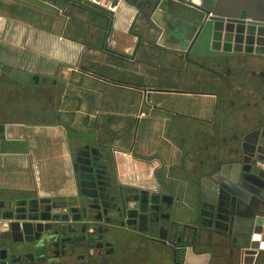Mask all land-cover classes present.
<instances>
[{"label":"crops","instance_id":"0c3cea01","mask_svg":"<svg viewBox=\"0 0 264 264\" xmlns=\"http://www.w3.org/2000/svg\"><path fill=\"white\" fill-rule=\"evenodd\" d=\"M183 26L174 11L151 20L125 6L107 31L104 16L78 6L0 0V64L37 78L23 84L0 71V193L73 195V151L90 144L111 151L122 184L170 193L177 221L191 223L202 167L224 157L231 129L264 116V71L249 69L259 89L230 111L221 76L180 57L173 35ZM224 248L204 236L184 264H232ZM166 250L161 264H176Z\"/></svg>","mask_w":264,"mask_h":264},{"label":"water","instance_id":"95a60500","mask_svg":"<svg viewBox=\"0 0 264 264\" xmlns=\"http://www.w3.org/2000/svg\"><path fill=\"white\" fill-rule=\"evenodd\" d=\"M44 1L60 10L78 6L99 13L108 21L107 31L113 29L117 9L125 6L135 7L151 20L161 12L174 11L184 23L183 29L173 35L184 45L180 57L186 65L212 72L232 61L247 64L250 58L264 60V0ZM0 71L23 84L37 81L33 74L13 67L0 64ZM3 133L4 128L0 129V138ZM237 134L224 157L199 172V181L194 185L200 200L195 216L203 224L208 222L205 226L209 229H203L187 248L205 236L210 243L234 246L238 264H256L264 252V116L255 119L253 125L238 127ZM75 153L78 183L95 192L100 182L97 165L92 163L94 149L90 144L78 145ZM132 194L122 203L126 226L133 225L141 233L150 230L163 242L179 230L172 196L147 188H138ZM82 196L89 195L83 192ZM166 197L170 199L168 204ZM32 199L30 195L0 193V242L29 251L45 245L51 237L65 235L69 220L55 218L49 210L32 217L40 212L39 200ZM80 200L77 196L75 201ZM47 223L52 226L47 228Z\"/></svg>","mask_w":264,"mask_h":264},{"label":"flooded vegetation","instance_id":"af4514ba","mask_svg":"<svg viewBox=\"0 0 264 264\" xmlns=\"http://www.w3.org/2000/svg\"><path fill=\"white\" fill-rule=\"evenodd\" d=\"M219 68H222V73L218 71L213 73L221 76V87L217 89L223 93L239 94L240 92L236 89L252 90L248 86L250 80L260 84L257 77H250L248 68L241 74L240 79L236 72L224 67ZM236 83L239 85L237 88ZM140 116L144 117L146 113L141 112ZM237 137V129L234 128L229 131L227 139L231 143L236 141ZM228 145L230 144L225 147ZM91 147L95 152L92 156L95 161L92 163L97 165L100 182V186L95 192L92 189L81 187L77 181L76 147L72 157V173L76 187L73 195L41 196L36 190L11 192L19 196L30 195L32 200H39L40 212H34L31 214L32 217L49 210L55 218L69 220L67 222L69 224L67 229H64L65 235H60L56 239L51 237L45 245L40 244L29 251L13 249L10 243L1 241L0 264H122L125 261L124 250L130 247L132 242L140 245L161 244L166 249L174 251L176 264H184L185 254L182 256V252H186V248L192 244L193 239L196 241L203 229H209L205 226L208 225V222L204 221L206 224H203L202 220L196 216L191 223L178 221L179 230L165 242L160 240L157 235L152 234L150 230L141 233L133 225L126 226V219L122 211L123 199L132 197V192L138 188L124 185L119 181L115 159L110 150L92 145ZM118 153L120 152L114 150V154ZM83 192L88 193L89 196H82ZM164 194L171 196L166 191ZM77 196L81 197L78 202L75 201ZM195 198L197 206L200 201L199 196L195 194ZM165 201L167 204L170 203L168 197ZM44 216L49 215L45 214ZM133 223L134 221H130V224ZM51 226L52 224H46L47 228ZM195 227L198 232L195 231ZM200 243L195 242L194 247ZM224 249L231 255L232 264H238L237 251L234 246L225 245ZM256 264H264V252L259 255Z\"/></svg>","mask_w":264,"mask_h":264},{"label":"rangeland","instance_id":"374dc122","mask_svg":"<svg viewBox=\"0 0 264 264\" xmlns=\"http://www.w3.org/2000/svg\"><path fill=\"white\" fill-rule=\"evenodd\" d=\"M255 67H257V69L260 70V71H264V63H261V59L250 58L248 60L247 64H242V63H239V62H236V61H232L229 64H227V66H224V68H227L230 71L236 72V74L238 73L237 76H238L239 79L241 78V74L244 71H246V68L250 69V68H255ZM249 73H250V75H252L251 71ZM253 78H255L254 74H253ZM217 81L219 82V80H217ZM216 84H218V83H216ZM235 86H236V88L239 87V85L237 83L235 84ZM248 86L254 92L259 89V84L256 83L253 80H250V82L248 83ZM217 87H215V88H217ZM241 90L242 89H236V91L240 92L239 95L226 93V96H225L226 97V101H225V103L228 106V108L230 109V111H234L236 107L237 108H241V106L244 107L245 104L249 103V101L251 100L252 94H247L245 91H241ZM223 97H224V95H223ZM258 98L259 99L257 101H255V105H254V107L256 109V112H258V110L260 109L261 104H262L259 100L263 99L261 96H259ZM256 112H254V113H256ZM256 115L257 114L253 115V118L255 117V119H257ZM215 150H216V148H215ZM143 248L144 249H146V248L150 249L151 253L154 252V253H157V254L160 255V260H158V262L156 264H161L162 261H163L164 254L167 253V250L163 249V247H161V245H159L157 243L152 247L151 245L144 246V245H140V244H138L136 242L135 243L132 242L131 246L127 247L124 250V252H125V261L122 264H144L143 262H140V260H143L145 262V264H153V261H152L151 257L146 255L147 253H146L145 250L140 252V250H142ZM161 249H163V251H161ZM150 250H149V254H151ZM139 252L141 253L140 256H143L142 258H139Z\"/></svg>","mask_w":264,"mask_h":264},{"label":"trees","instance_id":"16d2710c","mask_svg":"<svg viewBox=\"0 0 264 264\" xmlns=\"http://www.w3.org/2000/svg\"><path fill=\"white\" fill-rule=\"evenodd\" d=\"M184 254H185V253H184V251H183V252H182V256H183ZM216 263H217V262H215V261L213 262V261H212L210 264H216Z\"/></svg>","mask_w":264,"mask_h":264}]
</instances>
